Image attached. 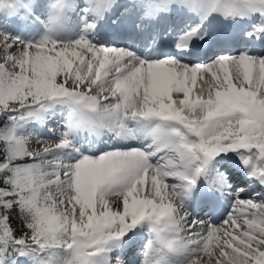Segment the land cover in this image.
Returning <instances> with one entry per match:
<instances>
[{"label":"snow or ice","instance_id":"6c2138e0","mask_svg":"<svg viewBox=\"0 0 264 264\" xmlns=\"http://www.w3.org/2000/svg\"><path fill=\"white\" fill-rule=\"evenodd\" d=\"M171 2L206 14L264 18V0ZM157 7L148 4L147 15ZM198 35L199 26L190 29L177 51L196 54L189 44ZM247 35L260 39L264 23ZM250 53L193 64L175 55L141 58L83 36L18 46V38L0 35V116L39 119L37 110L62 102L75 117L68 132L41 150H32L33 135L18 134L16 126L0 130V264H15L17 256L51 264L59 249L70 253L65 264H124L120 252L105 254L143 221L154 242L141 264H163L169 253L182 255L184 264H264V196L242 198L246 189H238L219 224L192 218L183 203L210 161L230 152L264 186V56ZM129 121L151 137V151L83 155L70 138L77 129L119 136L130 131ZM61 149L79 160L49 158ZM221 186L227 190L226 182ZM13 208L28 230L23 235L8 222Z\"/></svg>","mask_w":264,"mask_h":264},{"label":"rangeland","instance_id":"374dc122","mask_svg":"<svg viewBox=\"0 0 264 264\" xmlns=\"http://www.w3.org/2000/svg\"><path fill=\"white\" fill-rule=\"evenodd\" d=\"M17 0H15L16 3ZM23 3H18L17 5L13 4L12 0H6L4 1V6L9 5V7L12 10H15L18 12V15H11L10 13L4 12L3 15L0 17V25H7L10 28L14 29V33L11 38H18V46L22 44H27L30 42H39L45 38H48L50 40L55 41H63L65 43L75 41L76 39H79L81 36H84L86 39H88L93 44H96L98 46H112V47H120V48H128L132 52L136 53L137 49L141 46L148 45L149 41H146L144 44L142 43V38L144 40L148 39H155L161 38L164 34H167L163 39H165L168 45H174L178 44L179 38H177V35L180 33V14H189V10L192 7L187 6L186 4L182 3H176L171 2V0H115L112 4V12L108 15V18L103 23V27L99 29L100 34L104 36L108 35H117L119 33L117 30L121 27H124L125 29L121 28L122 31H127L128 26H132V38L128 41V43H113V41L102 43L101 41H91L89 37L87 36V31L90 30L93 23L96 22L95 15L90 11V8L92 6H95V3L89 4L88 2L77 0V4L75 5L74 11L77 12V23H78V30L76 36L71 37L70 39H64L60 35H55L54 33L56 31L55 24L56 22H59L60 18V12L63 8L66 7V4L64 3V0H21ZM155 4L158 5L153 13L151 15H147V5L148 4ZM38 5V6H37ZM189 9L185 10L182 7ZM37 6L38 9H46L48 13L53 12V17L50 15V20H46L45 15L42 14V12H38L37 10H34V7ZM18 9V10H17ZM1 12V10H0ZM68 14V13H67ZM128 16V18L124 19V17ZM154 16L156 18H154ZM181 21L186 25L184 27L185 33L189 32V29L191 27H196L195 20H186ZM192 24L190 27L187 25V23ZM121 23V25H120ZM127 23H130L131 25H126ZM159 23H162V26H164L163 29L159 28ZM172 23H175L176 25L172 26V30L176 31V33L168 34L167 27L172 25ZM198 25V24H197ZM176 26V28H175ZM199 26V25H198ZM120 27V28H119ZM189 27V28H188ZM206 27V25H205ZM188 28V29H187ZM200 28V27H199ZM201 28L202 25H201ZM6 29L0 26V35H4V31ZM188 30V31H187ZM109 32V33H108ZM108 33V34H107ZM82 34V35H81ZM137 37V39H136ZM176 42V43H175ZM211 44L210 46H212ZM146 48V47H145ZM245 49H248L246 46L239 47L234 51L236 54L239 52L244 51ZM150 51H153V48L150 49ZM233 52V53H234ZM180 53V52H179ZM234 54V55H236ZM164 55H175L179 58H181L186 63H193V64H200L199 59H192V60H185L183 56L177 55L176 53H173L172 50H163L160 55H157V58L164 56ZM208 53L206 54L205 58L201 61L202 63H206L209 58H215L216 55H224V53H221L220 51H212L208 56ZM228 55V54H227ZM59 103L62 102H50L49 107L43 110H37V114L40 117L37 119L36 117H26L23 121H16L13 122V126H16L17 133L21 135H33L32 140L30 142L29 147L32 150H41L46 144H52L55 141H58L60 139L59 133L61 132H68L69 128L68 125L74 121L75 117L74 114L70 110L65 111L63 107ZM69 107V106H68ZM80 130L85 129H77L74 131H70V138L72 140L73 145H75L80 150V154L83 155H99L102 152L111 151L114 149H121L111 147L112 140L110 138L101 137L100 141L98 143L91 142L94 144L92 146L90 143V135L89 133L83 132L82 135H79ZM75 132H78V134L75 135ZM104 131H101L97 134H101ZM92 133V132H90ZM36 136L41 137L45 139L44 141H38ZM130 141V140H129ZM99 143L101 145H99ZM152 143L151 137H147L137 146V148H143L146 151H151L152 149H149L146 147V145H149ZM130 146H133L130 145ZM95 147V148H94ZM91 148V149H89ZM94 148V149H93ZM80 154H77L72 149H61L57 150L55 153H52L49 158H60L62 157L63 160L66 162H77L80 158ZM217 159V160H215ZM236 162H240V158L236 153H228L227 155H220L211 160V164L217 165V162L221 163L222 166H224V170L226 171L228 167L235 164ZM152 162L155 164L158 162L157 157L152 158ZM208 166V165H207ZM208 170H206V173H209L213 178H217V175L214 173H211V167H207ZM248 171V170H247ZM173 183H181L179 181H173ZM241 187L242 185H238ZM247 188V186H245ZM229 188L227 187V190ZM117 198L113 197V200ZM203 217H206V215H202ZM223 218V217H221ZM204 220V219H203ZM143 223V224H142ZM138 228V229H137ZM134 229H137L136 231L139 233L138 235L141 236V241L138 244L136 250L140 251L142 256H139L137 259L138 264H141V261L144 259L143 253L146 248V246L149 244L152 239H154V233H152L150 228V223L148 221H143L140 224H138L135 228L128 231V233L119 241L113 242L109 245L110 249H113L114 252H118L117 250L123 246L124 243H131L135 240L128 241L127 237L131 234H134ZM113 253H109L110 258ZM174 256H177L175 253H170ZM108 255V252L105 254ZM70 253L64 249H59L56 252V255L52 257L51 264H65L66 260L69 258ZM47 258V257H43ZM182 256L177 258H168L165 259L163 264H184V259H181ZM20 264H35L33 260H30L27 258V256H19ZM126 262V261H125ZM129 262V260H128ZM126 262L125 264H128ZM130 264V262H129Z\"/></svg>","mask_w":264,"mask_h":264},{"label":"bare ground","instance_id":"6f19581e","mask_svg":"<svg viewBox=\"0 0 264 264\" xmlns=\"http://www.w3.org/2000/svg\"><path fill=\"white\" fill-rule=\"evenodd\" d=\"M12 1L14 5L15 4L17 5L20 2L23 3L21 0H17L16 3H15V0H12ZM81 1L88 2L89 4L95 3V6H92L90 8V11L94 13V15L96 16L95 17L96 22L93 23L90 30L88 29L87 31L85 30V32L87 33V36L89 37L91 41H97V42L101 41L102 43L109 42V41H113V43H128V41L131 40L132 32H133L132 26L127 27V30L129 32L122 31L121 28L123 29L125 28L119 27L120 29L117 30L119 33H117V35L115 36L114 35L104 36L100 34L99 29L103 27L102 25L104 21H106V19L108 18V15L113 10L112 4L109 2V0H81ZM77 2H78L77 0H64L66 7L63 8L62 11L60 12L61 14L59 18L60 20L59 22H56L55 24L56 31L54 33V36L58 34L64 39L65 38L70 39L73 36L79 35L77 34V30H78L77 12L74 11L75 5L77 4ZM37 6L34 7V10H37L38 8ZM10 7L8 3L6 6L0 7V10H1L0 17L1 15L4 14V12L10 13L9 11H11L12 16L18 15V12H16L15 10H12ZM195 10H196V13L195 12H191V13L195 15L198 14L197 16L200 19L199 24L201 25L205 24L206 27L203 29H199V35L196 36L194 39H190L191 43L189 44V50H191L192 44H195L196 46H199L197 47L198 49L203 47L208 52L217 50L224 54L234 55L236 54L234 51H236L237 48L244 47V44L247 43L251 46L250 54L257 55V56H264V47L262 48V47H259L257 44H254L253 39H256V38L249 37L247 35L248 32L252 31V26L254 24L264 23V18H262L260 14L254 13V14L241 18L239 16L226 17L225 15L218 13V12L206 14L200 10H197V9ZM37 11L42 12V14L45 15L46 20H50V15H52L53 17V14H52L53 12L48 13L46 9H43V10L38 9ZM126 18H128V16L125 15L124 19ZM154 18L156 17L154 16ZM159 24L160 25L158 29L159 30L163 29L164 26H162V23H159ZM126 25H131V24L127 23ZM174 25L176 24L172 23V25L167 27L166 33L168 34L176 33L175 31L172 30V26ZM180 25H182V23H180ZM187 25L190 27L189 23H187ZM0 26L6 29L4 31V34L12 37L14 33L13 28H10L9 26L4 25V24ZM205 35L209 37L206 43L203 40V37ZM183 36L179 38V35H177V38H179V42H181V38ZM146 41H149L148 45L141 46L140 48L137 49V52L135 53L137 56L141 58L156 59L157 55L161 54L162 50L170 49L173 51V53H176L177 55L181 54L184 57V59L192 60V59H187L186 56L182 52L179 53L177 51L176 45H168L164 43V41H161L159 38H156V37L155 39L152 38L148 40H144L142 38L141 44H144ZM211 42H213L212 46H210ZM152 47L154 51L150 52V48ZM117 48H120V47H117ZM209 54L210 53H208V55ZM205 56L206 54L204 51L203 54H197L195 59L196 60L199 59L200 64H203L201 61L205 58ZM59 104L61 105V107H63L65 111L70 110V107H68L69 105L65 103H59ZM127 126L130 129V131L125 134L119 135V136L107 130H103L104 132L101 134H97L96 132L90 133L88 130H80L79 135H82L83 132L89 133L90 135L89 144H91L92 146H94V144H92L91 142L98 143L101 137L110 138L112 140L111 147H115V148L120 147L121 149L137 148V146H139L142 140L149 137L144 130L137 127L136 122L129 121L127 122ZM76 134H78V132H75V135ZM132 144L133 146H130ZM99 145L101 144L99 143ZM211 163L212 162H210L207 167L209 166L211 167L210 172L213 174L215 173L217 175V178L214 179L211 177L209 173L204 172L197 179L195 188L190 190L189 197L183 198L184 208L188 213H190V216L192 218H196L200 220H203V219L209 220L212 223L219 224L227 216L228 214L227 209L228 207L230 209V206L233 201V197L236 195L237 190L241 188L246 189L245 192L239 193V195L242 198L254 197L256 193H260L262 196H264V186L259 184L256 180L249 178V176L247 175V169L243 166L242 163L235 161V164L228 167L226 171L224 170V166H222L221 163L217 162V165H214ZM206 170L208 169L206 168ZM221 182H226V185L229 189L222 190V188L224 187L221 186ZM238 185H242V186L239 187ZM245 186H248V188H246ZM226 192H228L229 194H226ZM202 215H206V217H203ZM137 229H134L133 231L135 232L134 234H131L130 236L127 237L128 241H131V240H135V241L131 243H124L123 246L117 250L118 252L121 253V259L123 261L126 259L129 260L130 264H138L137 259L139 256H142L141 252L139 250L138 251L136 250L138 244L141 241V236L138 235L139 233L136 231ZM152 241L154 242V239H152ZM113 252L114 250L110 249V251H108V255L106 256V259H108L109 253H113ZM181 256L182 255H180V257ZM172 257L177 258L179 257V255L177 254V256H174L173 254L169 253L167 254L165 259L172 258ZM181 259H185V258L182 256Z\"/></svg>","mask_w":264,"mask_h":264},{"label":"trees","instance_id":"16d2710c","mask_svg":"<svg viewBox=\"0 0 264 264\" xmlns=\"http://www.w3.org/2000/svg\"><path fill=\"white\" fill-rule=\"evenodd\" d=\"M7 115L0 116V130H3L5 127H12L13 122H9L7 120ZM8 222L10 223L11 227L14 229L16 235H23L24 232L28 231L25 227V222L21 218L19 211L16 208H13L9 211L8 214ZM19 256L15 257V264H19Z\"/></svg>","mask_w":264,"mask_h":264}]
</instances>
